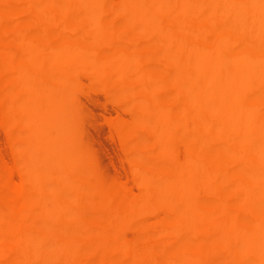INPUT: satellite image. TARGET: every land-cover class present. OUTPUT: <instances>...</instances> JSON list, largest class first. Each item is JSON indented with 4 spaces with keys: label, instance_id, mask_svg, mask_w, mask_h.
Listing matches in <instances>:
<instances>
[{
    "label": "bare ground",
    "instance_id": "obj_1",
    "mask_svg": "<svg viewBox=\"0 0 264 264\" xmlns=\"http://www.w3.org/2000/svg\"><path fill=\"white\" fill-rule=\"evenodd\" d=\"M31 1L38 17L29 25ZM108 12L116 17L106 20ZM27 26L30 33L23 32ZM118 26L121 31L109 35L119 44H109L108 32ZM10 38L16 40L12 49ZM161 43L166 47L158 51ZM1 70L8 74L0 73V105L13 99L18 112L4 111L0 124L27 128L28 144L17 147L8 135L18 163L0 172L6 187L0 190V264L8 255L18 256L13 264L49 258L51 264H90L98 249L105 251L98 264H208L218 253L220 264L231 258L232 264H264V0H0ZM81 75L135 112L129 125L111 124L130 163L134 196L118 179L105 184L101 176H87V151L75 137L80 112L73 96ZM125 88L131 89L120 91ZM160 89L165 92L158 96ZM130 125L148 128V148L139 146ZM40 135L45 138L38 141ZM55 135L60 148H71L57 167L51 162ZM173 138L183 139L181 159ZM157 155L172 163L147 168ZM202 166L212 171L199 178L195 171ZM68 167L78 173L66 176ZM30 173L36 177L26 187L20 181ZM64 186L80 194L64 196ZM35 202L50 205L34 225L74 219L69 233L80 240L67 256L42 252L39 234L51 232L25 225L24 207ZM254 202L258 210L247 212L246 204ZM155 209L178 218L156 229L146 220L140 223L145 241L123 244L121 231ZM105 227L113 230L111 240L92 246L82 260L85 242ZM151 234L164 237V244L146 241ZM173 234H188L189 242L173 256L159 257ZM215 234H222L219 244L195 248Z\"/></svg>",
    "mask_w": 264,
    "mask_h": 264
},
{
    "label": "rangeland",
    "instance_id": "obj_2",
    "mask_svg": "<svg viewBox=\"0 0 264 264\" xmlns=\"http://www.w3.org/2000/svg\"><path fill=\"white\" fill-rule=\"evenodd\" d=\"M118 1L119 0H112V2L114 4H116ZM33 4L34 3L32 1L29 3L30 9L28 10V12L26 14V22H29L28 23L29 25L34 24L36 18L38 17V14H36V12L33 11ZM110 14L111 13H109V12L106 13L104 15V18L106 20H110V19H113L114 17H116L115 15L113 16V14H111V15ZM108 17H109V19H108ZM188 18L194 19L191 15L188 16ZM27 27L28 28L25 27L23 29L24 33H30L32 31L31 26H27ZM121 28L122 27L118 26V28L112 27L109 30L108 38H109V42L111 41L109 44L113 43V41H112L113 39L111 38V35H113V34L115 35L117 30L121 31ZM110 32H111V35H109ZM8 41L9 42H7L6 45L8 47H10L11 49L14 48V45L16 44V40L13 38H10ZM14 41H15V44H14ZM78 41L82 42L83 39L79 38ZM113 44L117 45L119 43L114 42ZM164 46L166 47V44L161 43V44L155 46V49H157L158 51H160V50L163 51L165 49ZM106 51H107L106 48L103 49L102 51L101 50L96 51V55L97 56H100L101 54L103 55L104 53H106ZM0 73L2 76H5V77L8 74L7 72L2 71V70L0 71ZM80 79H81L80 82H81L82 86L79 90L74 92V96H73V103L78 107L79 112H80L79 118L77 120L78 123L76 124L77 130L75 133V137L77 138V143L79 145V148H82V149L87 151L86 159L87 158L88 159L86 162H87V166L89 165V167H88L89 174H87V176H89L92 173L96 174L97 176H101L102 178H105V180L103 179L105 184L111 183L113 181V179H115V180L118 179L117 181H119L122 184H124L125 186H127L128 195L134 196L135 194H137L138 189H137V187H135L136 186L135 181H134V178H133L131 170H130V163L126 159V157L124 156V152H123V149L121 147L120 138L117 134H115L112 131L111 124L114 122L123 121L124 123L127 122L126 124L129 125V123L132 122V119L134 117L135 112H133L134 110H132L130 113L129 111L132 108H130L129 106H127L125 104L119 103L116 97L111 98L112 96L110 97V95L108 94L106 89H103V88L101 89L100 87H98L96 85L91 86L85 76L81 75ZM130 89L125 88V89H122L123 91L122 90H120V91L124 92L126 90L125 92H128ZM162 89H164V88H162ZM162 89H160V90H162ZM162 91L163 92L160 91V94L157 93L158 96H161V94H164L165 91L164 90H162ZM157 92H159V90H157ZM121 94H123V93H121ZM37 99H39V98H37ZM12 100L13 99L6 100L4 108H2L0 105V118H1L4 111L9 112L10 109H11V111H10L11 113H17L18 112V110H17L18 107L15 104V101L13 100V102H12ZM9 101H10V103H9ZM0 104H1V99H0ZM49 112H50L49 109L43 110V113H49ZM130 126H131L130 133L133 134L135 137H137L139 146L144 147L146 145L145 147L148 148L151 144L150 143L151 137L149 138L150 135H148L149 134L148 128L147 127L135 128V127H132V125H130ZM144 129H146V130H144ZM27 133H28V129L25 127H18V126L14 127L13 126L12 128L10 127L7 129V128H3L0 124V172H2L5 168L12 167L18 163V159L15 156V154L13 153L14 152L13 147H12L13 145L9 142V136L10 135L13 136L14 137V144L17 145V147H20V146H25V144L26 145L28 144V139H25ZM43 136L40 135L38 137L39 138L38 141H41L43 138H45ZM67 137H69V134L68 135L66 134V138ZM52 140H53V143H51L50 146L53 148L55 153L56 152L57 153L55 154V157L53 158V160L51 159V162H52L54 167H57L58 164H60V162L63 161V158H64L63 156L65 155V152L70 151L71 148L68 147V148H66V150H64L63 148H60V143H59L60 140H59L58 136H56V135L53 136ZM174 140L178 141V144H180L181 150H179L178 158H180V157L182 158L184 156V150H183V145H182L184 143L183 139L175 138ZM53 144H54V146H53ZM145 147H144V149H146ZM165 158H167V159H165ZM171 161H172L171 157L158 156L157 155V157L146 162L145 165L147 168H150V169L151 168H155V169L161 168L162 169V168H166V166L168 167L172 163ZM54 171H55V168L52 170V172H54ZM211 171L212 170L208 166H202V168L199 170H196L195 173H196V176L201 178L202 174L210 173ZM64 173L66 176H71L73 174H77L78 169L68 167L64 170ZM1 174L2 173H0V188H1L0 190L5 191L6 187H5L4 175L2 174L3 175L2 176ZM35 177H36V175L34 173H32V174L30 173V174H27L26 177L23 178L20 182L26 187H29V186L31 187L32 181H34ZM106 178H107V180H106ZM17 180H19V179L17 178ZM108 181H110V182L108 183ZM224 184L225 183L220 184V188H225L226 185H224ZM67 187L68 186H64L62 188V194L64 196H72V195L76 196V195L80 194V190L78 188H72V187L67 188ZM70 190H73V191H70ZM44 205L47 206V205H50V203H47ZM44 205L40 204V202H35L32 205H26L24 207V211L26 213V220H25L26 224L25 225H29L31 231H37V232H41V233H48L50 231L51 233H49L48 235L47 234H39V235L44 236L43 242L40 245L42 252H48V251L50 252L51 251L53 256H55L57 258L65 257L69 254L70 246L75 242H79V240H80L79 234H76L75 232L69 233L70 226L74 223V219H72V218H66L65 219V217L61 218V219H45V220H43V222L41 224L34 225L33 222L36 219V217L38 216V214L41 213V211L44 209ZM246 205H247L246 210H247V212H250V213L258 210V208L260 207V203H258V202L248 203ZM249 207H251L252 211L249 210L250 209ZM147 217H149V218H147ZM174 218H178V216H174L171 214L166 215L160 209L159 210L155 209L150 214L142 215L141 217H139V219L137 218V221L133 224V226H126L121 231L120 239L123 242V244H127V245L131 244L132 242L133 243H143V241H145V238H144L145 235L141 234L142 233V230H141V224L142 223H146L149 220L150 222L148 221V223H146V224H149V225L155 227V229H156V228H158L161 221L163 222L167 219H174ZM144 220H145V222H144ZM180 229H181V227L176 225L174 227L173 231L178 232ZM112 232H113L112 228H109V227H105V228H101V229L96 230L94 233L95 235L92 234L90 237L91 239H89L87 242H85V245L87 246L86 250H85L86 252L83 251L80 254V258L82 260L86 259L87 255L89 253L88 251L91 250L92 246H96L100 243H105V242L108 243L112 238V235H113ZM34 235L35 234H30V236L28 237V239L25 240L26 242H24V243H28ZM175 235L176 234H173L172 238H170L172 240L170 248L167 249V251H159V254H158L159 257L161 256L163 258H165V257L168 258L170 256H173L172 253H174V254L177 253L179 250L182 249L183 246H185V244H187L189 242L188 234H184V237H180V238H175ZM215 235L212 238L207 239V240L201 239L200 241H198L196 243L195 248H199V247L204 246V245L206 247V246H210L212 244H219L221 242L222 234H215ZM97 239H99V240H97ZM156 240H157V242H156ZM146 241H148L150 243H157V244L159 243V246H160V245L164 244L165 238L162 236L158 237L156 234H151V236H149V238ZM153 241H155V242H153ZM66 246H67V248H66ZM64 248H66V249H64ZM100 250L102 253H100ZM94 252L95 253L93 255H95V256H93V257L94 258L97 257V259L95 258L94 262H92L90 264H98L99 261L105 256V251L102 249H98ZM98 257H99V259H98ZM203 257H207L206 254H203ZM213 257H214V259L212 258L208 264H220L221 263V261H222L221 254L218 253V254L214 255ZM17 259H18L17 255H8L5 257L4 263L5 264H13ZM30 259H31V261L33 260L34 262L36 260L33 257ZM49 259L43 260V262L45 264H51V259L50 260ZM233 260H234V258L227 260L228 264H232V262H230V261H233Z\"/></svg>",
    "mask_w": 264,
    "mask_h": 264
}]
</instances>
